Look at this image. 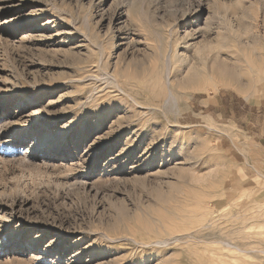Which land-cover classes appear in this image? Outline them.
I'll use <instances>...</instances> for the list:
<instances>
[{"label": "rangeland", "instance_id": "rangeland-1", "mask_svg": "<svg viewBox=\"0 0 264 264\" xmlns=\"http://www.w3.org/2000/svg\"><path fill=\"white\" fill-rule=\"evenodd\" d=\"M0 264H264V0H0Z\"/></svg>", "mask_w": 264, "mask_h": 264}, {"label": "bare ground", "instance_id": "bare-ground-1", "mask_svg": "<svg viewBox=\"0 0 264 264\" xmlns=\"http://www.w3.org/2000/svg\"><path fill=\"white\" fill-rule=\"evenodd\" d=\"M175 48H177L176 46L173 48V49H175ZM174 51V50H173ZM176 51H174V53H175ZM176 56V55H175ZM218 57V56H217ZM219 58V57H218ZM174 59V58H173ZM173 59H172V61H173ZM176 60V59H175ZM214 61H216V59H214ZM218 61V60H217ZM221 62V63H220ZM223 62H224V60H223ZM222 61H220L219 60V64H221V66H223V63ZM174 63H175V61H174ZM174 63H172V64H174ZM185 63V62H184ZM214 63V62H213ZM177 63H175V65H176ZM215 64H218L217 62L215 63ZM214 64V65H215ZM181 65V64H180ZM219 66V65H218ZM214 67H216V65L214 66ZM220 67V66H219ZM227 67V66H226ZM230 66L228 65V67L227 68H229ZM170 68V67H169ZM212 68V67H211ZM231 69H233V68H231ZM209 70H211V69H209ZM213 70H216V68H214ZM212 70V71H213ZM218 70V69H217ZM216 70V73H217V75H218V73H220V74H225L226 73V70H225V67H224V71H222L223 69H219V71L220 72H218ZM229 70H230V68H229ZM234 70V69H233ZM180 71V70H179ZM209 72H211V71H209ZM214 72V71H213ZM212 72V73H213ZM222 72V73H221ZM230 72H232L233 73V71H230ZM216 73H215V75H216ZM232 73H229V71H228V74H230L231 76L233 75V77H234V74H232ZM208 74H210V73H208ZM219 74V75H220ZM228 74H225V75H228ZM230 75H228V76H230ZM236 75V74H235ZM201 76H202V74H199L198 72H196V73H194L193 74V76H192V78H191V80L190 81H194V80H200V78H201ZM131 77V76H130ZM213 77H214V73H213ZM134 78V77H133ZM174 83V82H173ZM169 92V91H168ZM30 146V149H32V147H33V145H29ZM47 151H60L59 149H53V148H50V149H47ZM14 244H17V245H24L23 243H14ZM25 246V245H24ZM23 246V247H24ZM224 246V245H223ZM224 248H226V249H229V251L230 252H233L234 253V251L235 252H237V253H242V252H244V251H242V249H237V247H231V245L230 244H226V247H224Z\"/></svg>", "mask_w": 264, "mask_h": 264}]
</instances>
